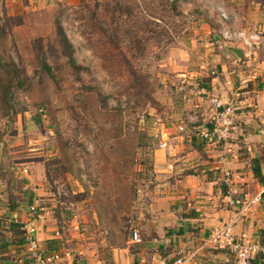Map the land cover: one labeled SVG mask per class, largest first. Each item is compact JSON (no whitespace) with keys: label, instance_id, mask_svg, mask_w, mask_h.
Here are the masks:
<instances>
[{"label":"rangeland","instance_id":"obj_1","mask_svg":"<svg viewBox=\"0 0 264 264\" xmlns=\"http://www.w3.org/2000/svg\"><path fill=\"white\" fill-rule=\"evenodd\" d=\"M173 1L0 0V182L17 203L11 189L40 172L30 163L47 161L55 189L48 213L61 236L52 248L75 261L117 264L116 250L143 248L130 240L140 229L146 238L152 130L173 94L166 83L175 67L196 68L224 29L264 26V0H177V10ZM220 249L207 244L200 253Z\"/></svg>","mask_w":264,"mask_h":264},{"label":"crops","instance_id":"obj_2","mask_svg":"<svg viewBox=\"0 0 264 264\" xmlns=\"http://www.w3.org/2000/svg\"><path fill=\"white\" fill-rule=\"evenodd\" d=\"M261 24L260 30L249 31L261 34V45L253 50L243 43L219 41L218 37H222L218 35L214 39L216 46L207 50V56L193 61L196 68L190 69V62L175 67L176 76L166 83L173 94L165 104V117L157 119L158 124L152 130L156 139L155 183L150 193L149 218L142 224L146 238L144 241L141 229L138 230L143 248L132 253L127 248L116 250L117 264H175L179 259L184 264H233L227 249L207 255L200 252L210 244L215 229L236 218L234 234L264 246V26ZM231 47L241 49L243 56L237 57ZM215 99L235 109L234 127L225 140L205 136L213 130ZM30 164H33L30 170L39 168L40 172L24 175L21 181L24 188L11 189L14 196L21 197H17V203H9L7 190L0 182V264L31 263L22 228L29 220V205L39 203L36 200L44 201L40 205L46 208L45 218L35 222L40 246L52 252L58 251L52 245L61 243L54 216L48 213L47 205L54 202L55 189L48 187L47 161ZM31 184L38 185L33 193L28 191ZM257 196H261V201L244 211L245 203ZM27 198L29 202H24ZM130 242L134 243L132 239ZM196 244L200 245L197 250L187 252ZM261 256L254 259L255 264H264ZM54 264L88 263L75 261L71 253L69 259Z\"/></svg>","mask_w":264,"mask_h":264},{"label":"built area","instance_id":"obj_3","mask_svg":"<svg viewBox=\"0 0 264 264\" xmlns=\"http://www.w3.org/2000/svg\"><path fill=\"white\" fill-rule=\"evenodd\" d=\"M222 17L228 19L225 14H222ZM222 38L225 42L240 41L249 50L254 49L261 42V34L259 32L247 34L245 31H239L232 33L224 29ZM213 103L215 105V115L212 120L213 130L206 133L205 136L211 140H225L234 127L235 109L230 105H224L217 99ZM180 129L184 130L183 128ZM261 199V196H257L253 200L247 201L244 211L250 208L252 204L260 202ZM45 214L46 208L44 205H32L29 209V220L25 222L22 228L23 237L30 254V264H54L70 258V254L67 252H46L40 246L38 228L35 222L37 219H44ZM236 222L237 218L215 229L209 242L211 245L229 250L234 255L237 264H255L254 259L257 256L264 255V246L261 243L248 240L244 236L235 235L233 228ZM131 239L134 243H141L142 238L139 231H133ZM175 264H184V261L179 259Z\"/></svg>","mask_w":264,"mask_h":264},{"label":"trees","instance_id":"obj_4","mask_svg":"<svg viewBox=\"0 0 264 264\" xmlns=\"http://www.w3.org/2000/svg\"><path fill=\"white\" fill-rule=\"evenodd\" d=\"M114 5L119 9V11H121V10L123 9V8H122V4H121L120 1H117ZM173 5H174L175 10H177V7H176V5H177V0H174V1H173ZM61 33H62L63 43H64V45L68 48V50L71 52V54H73V48H72L70 42L68 41L67 37L65 36V33L63 32V30H61ZM70 62H71L72 67H73L74 69H76V70H78V71L81 70V67L77 64V61H76V59L73 57V55H71ZM42 67H44L46 70H48L49 72H51V68L47 65V63L44 64V62H43ZM14 71L17 72V69L14 68ZM22 73H24V70H22ZM20 76H21V75H18V78H20ZM1 167H2V166L0 165V174L3 173ZM255 173H256V176H259V175H260V172H259V170H257V169L255 170ZM1 182H2V181H1ZM262 256H264V255H262ZM262 256H261V257H262ZM2 264H4V263H2Z\"/></svg>","mask_w":264,"mask_h":264},{"label":"water","instance_id":"obj_5","mask_svg":"<svg viewBox=\"0 0 264 264\" xmlns=\"http://www.w3.org/2000/svg\"><path fill=\"white\" fill-rule=\"evenodd\" d=\"M230 50L239 58H241L243 56V51L241 49L231 47Z\"/></svg>","mask_w":264,"mask_h":264}]
</instances>
